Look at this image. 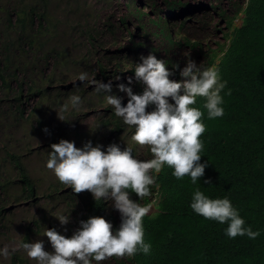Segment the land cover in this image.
<instances>
[{"label":"clouds","instance_id":"obj_1","mask_svg":"<svg viewBox=\"0 0 264 264\" xmlns=\"http://www.w3.org/2000/svg\"><path fill=\"white\" fill-rule=\"evenodd\" d=\"M249 3L244 0L243 7L237 6L236 0L231 3L239 23L217 6L215 15L219 22L225 21L226 30L214 48L202 50L195 40L181 45L174 35L179 33L173 34L165 21H158L156 34L166 42L165 54L173 58L157 59L150 48L130 69L129 83L122 79L126 64L111 68L113 72L122 68L116 72L121 77L118 94L125 93L128 100L122 105L119 97L107 95V104L126 124L122 130L128 138L124 135L122 145L109 144L103 151L91 141L82 148L66 139L50 145L46 167L57 180L48 183L44 192L51 193L49 198L70 199L78 214L73 228L76 223L78 226L70 237L45 228L43 236L53 251L45 250L43 240L21 242L19 247L29 259L37 264H142L141 259L150 258L156 264L157 258H162V264H171L175 251L168 244L161 246L160 241L171 236L174 222L170 216L177 208L174 201H181L189 183L200 180L206 168L200 162V137L206 127L202 111L193 105L202 97L210 119L223 116L220 93L226 82L221 81L219 66L233 30L244 23ZM182 47L197 49L203 61L180 56L177 52ZM78 78L83 82L86 73ZM92 83L97 92L112 90L111 82ZM70 103L78 105L79 96H72ZM128 126L134 129L132 134ZM190 207L205 219L227 223L229 238L247 235L255 239L260 234L244 226V219L226 197L210 199L197 189ZM56 218L61 225L69 223V215ZM158 226L164 227V239L153 234ZM3 255H8L6 249Z\"/></svg>","mask_w":264,"mask_h":264},{"label":"trees","instance_id":"obj_2","mask_svg":"<svg viewBox=\"0 0 264 264\" xmlns=\"http://www.w3.org/2000/svg\"><path fill=\"white\" fill-rule=\"evenodd\" d=\"M5 1L0 0V121L3 119V123L15 127L25 121L28 125L36 120L35 110L44 105L65 112L63 104L71 100L72 94L80 98L85 85L93 84L85 81L83 90H71L69 94L65 91L69 85L57 89V82L63 84L53 76L57 67L93 64L95 79L100 75L103 83H107L109 66H121L122 61L115 52L99 54L95 49L102 28L90 25L87 17L83 22L77 21L76 27L87 37L94 53L71 56L60 44V47L51 45L54 36L49 29L56 28L58 22L51 15L52 0ZM167 7L173 15L177 14V5L168 3ZM248 7L244 23L233 30L219 66L221 81L226 82L220 93L223 116L210 119L202 97H197L193 105L202 111L201 121L206 127L200 137L203 143L200 162L206 164L204 176L195 184L189 183L181 201H174L177 208L170 216L174 222L170 238L164 239L163 226L153 229L154 235L164 239L160 245L168 244L175 251L171 264H264V0H250ZM52 59L56 65L48 69ZM46 68L48 72L43 70ZM118 92V87L112 86L110 93ZM95 93L98 99L109 94ZM31 102H34L32 107ZM41 121L37 120L38 126ZM96 123L95 133L102 129L99 140L89 132L76 131L75 138L69 141L78 148L91 141L93 146L99 144L102 151L106 150L116 132L123 128L122 119L114 110H109ZM0 137L8 141L0 142V199L7 196L15 204L34 200L38 193L37 179L32 177L27 162L31 145H13L9 141L10 133L0 132ZM48 137L46 148L38 152L44 160L48 159L50 145L60 141L55 128H51ZM197 189L210 199L228 198L244 219V226L258 231L259 236L229 238L227 223L220 224L196 214L190 204ZM44 195L51 193L44 192ZM5 209L0 206V219ZM36 231H39V221L33 219L26 225L24 241ZM149 238L155 242L153 236ZM16 260L14 255L12 264L24 263L22 259L18 263ZM161 260L157 258L156 264H162ZM141 263L153 264L150 258L141 259Z\"/></svg>","mask_w":264,"mask_h":264},{"label":"rangeland","instance_id":"obj_3","mask_svg":"<svg viewBox=\"0 0 264 264\" xmlns=\"http://www.w3.org/2000/svg\"><path fill=\"white\" fill-rule=\"evenodd\" d=\"M2 1L6 2L5 0ZM233 1L235 0H52L51 15L58 22L56 28L49 29V33L54 36L51 45L60 44L71 56H86L91 52L94 53L92 45L76 27L77 21L83 22L87 17L90 25L102 28L96 39L95 49L98 50L99 54L105 51L108 53L115 52V56L127 65L122 79L125 83H129V78L132 77L130 69L134 68V64L141 62V56L148 55L147 51L150 48L155 51L157 59L170 58L171 60L173 58L165 54L166 42L160 34H156L158 28L155 22L165 21L166 26L170 28L168 30L173 31V34L179 33V35H174L181 45L183 42L189 44L195 40L202 50L211 49L217 45V42L223 40V32L226 30V26L223 24L225 21L219 22L215 15L217 6L223 13L229 15L228 17H233L235 23H239V19H236V10L231 6ZM243 2L244 0H236L237 6L243 7ZM168 3L177 5V14L173 15L168 10ZM10 4H13V1ZM177 53L180 56H190L199 63L203 61V55L197 49L191 50V48L182 47ZM50 63L48 69L54 68L53 59ZM65 66L64 68L57 67L53 76H55L56 81H63V84L61 82L56 83L57 89L58 86L69 85V88L65 90L68 94L71 90H83L85 81L93 82L95 79V71L92 70L94 69L93 64L73 67L66 64ZM111 68L110 65V76L106 77V82H111L112 86L115 87L119 85L121 80L120 75L116 72L121 71L122 68L117 69L116 72H113ZM43 70L48 72L47 68ZM81 73H86L83 84L78 78ZM98 78V81L104 82L100 75ZM85 87L78 105L72 106L68 100L67 103L63 104L64 108L67 106L65 112L62 109L45 107L44 105L37 112L35 110L36 120L28 125L23 121L13 127L3 123V119L0 121V132L10 133L9 141L13 145L20 147L25 146L26 143L31 145V154L27 159L30 166L28 169L32 177L37 179L38 185V193L34 200L15 204L10 202V198L7 196L0 199V206L6 208L4 217L0 219V264H12L14 255L17 256L16 263L22 259L24 260L22 264H37L35 260L29 259L26 252L19 247L21 242L43 240L45 250L53 251L47 237L43 236L45 228L55 229L66 237H70L77 229L78 223L75 224V228H73V224L78 214L70 199L66 202L62 198L58 200L44 195L48 183L57 180V178L51 170L46 168L47 159L44 160L40 157L38 152L46 148L51 128L57 129L59 140L75 138L74 133L76 131L80 133L89 132L92 136H96L97 140L100 139L102 129L100 128L98 134L95 133L98 128L96 120L100 116L106 117L109 113V110L107 111L105 108L113 110L107 104L106 99L107 95L113 94L109 93L106 94V97L98 99L96 90H93L94 84L87 83ZM113 96L119 97L122 105L127 103L128 98L125 93L121 92ZM33 105L34 102H31L30 107ZM28 111L30 112V109ZM38 119L43 121H41V126H38ZM123 125L126 126L124 123ZM129 130L131 134L134 132L131 127ZM124 135L128 138V133L124 130L117 131L110 143L122 145ZM3 141H6V138L0 137V142ZM103 144L104 141L101 142V145ZM79 204L81 203L79 202ZM80 211L81 209L78 210V213ZM60 215H69V223L61 225L56 218ZM33 219L39 221V231L33 232L24 241L26 225ZM5 249L8 252L7 256L3 255Z\"/></svg>","mask_w":264,"mask_h":264},{"label":"bare ground","instance_id":"obj_4","mask_svg":"<svg viewBox=\"0 0 264 264\" xmlns=\"http://www.w3.org/2000/svg\"><path fill=\"white\" fill-rule=\"evenodd\" d=\"M260 3H261V2H260ZM260 3H259V4H260ZM147 9H148V8H147ZM225 9H226V8H225ZM227 11H228V10H227ZM233 11H234V10H233ZM228 16H229V15H228ZM230 16H231V15H230ZM131 30H132V29H131ZM86 38H87V37H86ZM101 40H102V39H101ZM131 41H132V40H131ZM57 44H58V43H57ZM57 44H56V45H57ZM120 44H121V43H120ZM114 47H115V46H114ZM130 47H131V46H130ZM134 47H135V46H134ZM126 48H128V47L126 46ZM131 48H133V47H131ZM116 54H117V53H116ZM110 55H111V54H110ZM89 80H90V79H89ZM93 81H94V80H93ZM95 81H96V79H95ZM87 82H88V81H87ZM87 82H86V83H87ZM91 82H92V81H91ZM88 83H89V82H88ZM82 84H83V82H82ZM90 85H91V84H90ZM85 88H86V87H85ZM94 88H95V86H94ZM94 88H93V90H94ZM77 90H78V89H77ZM88 91H89V90H88ZM91 91H92V89H91ZM16 92H17V91H16ZM13 93H14V92H13ZM75 93H77V92H75ZM18 94H19V93H18ZM79 94H80V93H79ZM72 96H73V94H72ZM40 116H41V115H40ZM242 116H243V115H242ZM252 162H253V161H252ZM252 162H251V163H252ZM257 165H258V164H257ZM258 166H259V165H258ZM221 168H222V167H220V169H221ZM252 168H253V167H252ZM256 168H258V167H256ZM217 169H218V168H217ZM221 170H222V169H221ZM248 170H249V169H248ZM259 170H260V169H259ZM223 171H224V170H223ZM236 171H237V170H236ZM250 171H251V170H250ZM244 174H245V173H244ZM251 174H252V173H251ZM230 175H231V174H230ZM230 175H229V176H230ZM237 176H238V175H237ZM244 177H245V175H244ZM233 180H234V179H233ZM253 181H254V180H253ZM261 181H262V180H261ZM262 182H263V181H262ZM235 183H236V182H235ZM263 188H264V187H263Z\"/></svg>","mask_w":264,"mask_h":264}]
</instances>
